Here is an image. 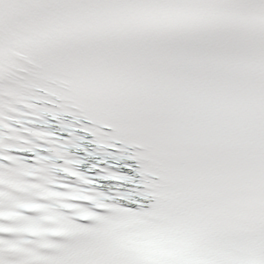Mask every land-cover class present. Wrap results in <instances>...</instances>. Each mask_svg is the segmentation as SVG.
Listing matches in <instances>:
<instances>
[{
    "label": "snow or ice",
    "instance_id": "6c2138e0",
    "mask_svg": "<svg viewBox=\"0 0 264 264\" xmlns=\"http://www.w3.org/2000/svg\"><path fill=\"white\" fill-rule=\"evenodd\" d=\"M0 264H264V0H0Z\"/></svg>",
    "mask_w": 264,
    "mask_h": 264
}]
</instances>
